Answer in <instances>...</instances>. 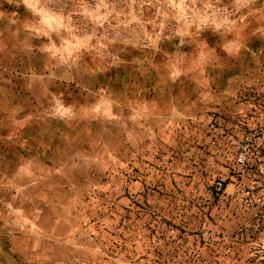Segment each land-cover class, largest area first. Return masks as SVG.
Here are the masks:
<instances>
[{
    "label": "rangeland",
    "instance_id": "1",
    "mask_svg": "<svg viewBox=\"0 0 264 264\" xmlns=\"http://www.w3.org/2000/svg\"><path fill=\"white\" fill-rule=\"evenodd\" d=\"M98 2L36 13L41 42L98 17L88 49L38 52L34 76L0 75V223L13 205L25 221L15 231H50L31 244L46 264L263 262L221 231L262 226L264 0ZM99 96L117 116L91 108ZM148 102L150 124L129 117ZM30 162L62 168L47 195L17 185Z\"/></svg>",
    "mask_w": 264,
    "mask_h": 264
},
{
    "label": "crops",
    "instance_id": "2",
    "mask_svg": "<svg viewBox=\"0 0 264 264\" xmlns=\"http://www.w3.org/2000/svg\"><path fill=\"white\" fill-rule=\"evenodd\" d=\"M98 3V0H0V75L34 76L37 74L35 56L38 52H43L47 56L46 52L62 53L65 51V48H70V51L71 49L74 51L77 48L79 50L88 49L92 44V34H90V31L97 26L98 17L95 20L88 21L77 19L79 20V23L76 24L78 34L75 37L70 38L69 35L63 34L61 37H58L56 34L51 33L48 35L49 38L46 42H41L38 40V36H41V33H38L36 13L44 11L81 14L84 12L102 11ZM263 19L264 17H262L259 23L260 26L264 25ZM234 40L235 38L231 36L228 42L232 43L230 44L232 47L230 46L229 49L232 52L234 51L233 53H238L243 43L240 40L234 43ZM55 56L57 55L55 54ZM46 73L44 71L43 75L45 76ZM53 73L54 70L50 76ZM100 90L102 91V89ZM97 105L100 117L103 115L117 116L113 112L116 101L99 96L98 100L94 101L90 106L94 108ZM107 106L109 107L107 108ZM142 106V110L135 109L129 114V117L138 121L143 120V116L147 114L151 117L152 114L155 115L154 110L151 108L156 110L159 105L156 102H148ZM156 114L159 116V113ZM143 121L144 124H150L148 120ZM30 163L29 165L25 163L18 164L17 168L14 169L13 176L17 180V185L23 186L25 182H28L33 188L40 189L39 195H47L45 188L52 186L47 183L52 179L49 176L52 171L61 172L62 168L56 169L47 165L50 168L45 170L51 173L50 175L46 173L42 175L38 174L41 168L40 164ZM37 196L31 197L32 202L42 204L43 200L40 197L38 199ZM10 206L12 207L11 211L7 212L6 217L5 214L3 215V221L0 223V227L4 228L3 231H0V264H46L43 244L33 247L31 244L36 240L43 243L45 236L49 235L50 231H31L30 237L28 236L30 231H15L14 228L22 226L25 221L20 218L19 210L13 208V205ZM255 209L256 213L254 216H258V219L262 223V226L256 228V231H221L230 250L235 248L243 252L242 254H245V251H250V248H253L252 246L255 245L260 247L256 253H264L263 198L257 200ZM8 256L10 257L8 258ZM262 260L260 259V264ZM240 262L245 261L241 259Z\"/></svg>",
    "mask_w": 264,
    "mask_h": 264
},
{
    "label": "water",
    "instance_id": "3",
    "mask_svg": "<svg viewBox=\"0 0 264 264\" xmlns=\"http://www.w3.org/2000/svg\"><path fill=\"white\" fill-rule=\"evenodd\" d=\"M261 264H264V262H262Z\"/></svg>",
    "mask_w": 264,
    "mask_h": 264
}]
</instances>
